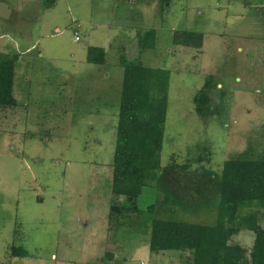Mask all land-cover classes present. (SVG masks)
I'll use <instances>...</instances> for the list:
<instances>
[{"label": "rangeland", "instance_id": "obj_1", "mask_svg": "<svg viewBox=\"0 0 264 264\" xmlns=\"http://www.w3.org/2000/svg\"><path fill=\"white\" fill-rule=\"evenodd\" d=\"M43 1L0 0V53L19 56V106L0 110V264L181 263L186 254L149 248L157 211L148 207L163 190L145 186L139 215L110 217L123 60L171 72L163 166L172 155L195 158L206 143L204 163L219 172L248 146L263 157L264 0H172L166 9L162 0ZM151 28L155 47L142 49ZM175 30L204 33L203 47L174 44ZM90 46L105 48L104 63L87 61ZM209 74L227 92L224 112L204 124L194 97ZM232 241L249 246L254 234ZM13 243L29 256H10Z\"/></svg>", "mask_w": 264, "mask_h": 264}, {"label": "trees", "instance_id": "obj_2", "mask_svg": "<svg viewBox=\"0 0 264 264\" xmlns=\"http://www.w3.org/2000/svg\"><path fill=\"white\" fill-rule=\"evenodd\" d=\"M171 1L162 0V9L168 8ZM56 2L43 1L45 7H53ZM145 35L141 48H154L156 30L148 29ZM173 43L201 49L204 33L175 30ZM106 53L103 47L90 46L87 61L104 63ZM6 56L0 53L1 111L19 106L14 94L19 56ZM124 60L116 147L111 164V190L116 201L110 205V217L114 214L123 218L139 215L137 201L143 188L156 187L163 190L164 196L148 207L149 212L157 211L150 225L152 253L186 254L179 264H264V155L252 156L251 146H248L226 159L219 172L204 163L211 162L212 154L206 143L198 147L195 158L180 163L172 155L169 164L163 166L161 153L171 72L140 61L126 63ZM214 79L215 76L209 74L194 97L196 113L204 124L225 109L227 91ZM191 163L198 166L193 168ZM203 205H207L206 208H202ZM192 211L209 215L216 212L217 216L209 222L174 218L180 212ZM243 230L254 234L249 246L232 241ZM8 252L12 257L29 256V251L16 243ZM106 255L111 260L115 258L111 252Z\"/></svg>", "mask_w": 264, "mask_h": 264}, {"label": "built area", "instance_id": "obj_3", "mask_svg": "<svg viewBox=\"0 0 264 264\" xmlns=\"http://www.w3.org/2000/svg\"><path fill=\"white\" fill-rule=\"evenodd\" d=\"M79 39H80V37H79V35L76 32L75 40H79Z\"/></svg>", "mask_w": 264, "mask_h": 264}]
</instances>
